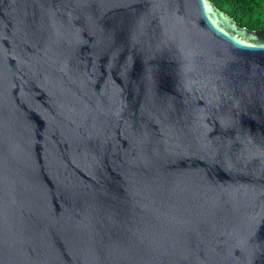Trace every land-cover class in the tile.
<instances>
[{"label": "water", "instance_id": "1", "mask_svg": "<svg viewBox=\"0 0 264 264\" xmlns=\"http://www.w3.org/2000/svg\"><path fill=\"white\" fill-rule=\"evenodd\" d=\"M0 264H264V35L211 0H0Z\"/></svg>", "mask_w": 264, "mask_h": 264}, {"label": "trees", "instance_id": "2", "mask_svg": "<svg viewBox=\"0 0 264 264\" xmlns=\"http://www.w3.org/2000/svg\"><path fill=\"white\" fill-rule=\"evenodd\" d=\"M238 25L264 35V0H211Z\"/></svg>", "mask_w": 264, "mask_h": 264}]
</instances>
